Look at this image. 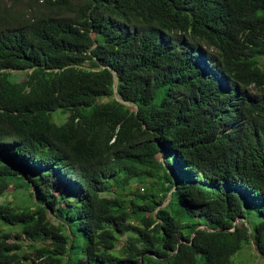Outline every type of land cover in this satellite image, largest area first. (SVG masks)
I'll use <instances>...</instances> for the list:
<instances>
[{
  "label": "trees",
  "instance_id": "trees-1",
  "mask_svg": "<svg viewBox=\"0 0 264 264\" xmlns=\"http://www.w3.org/2000/svg\"><path fill=\"white\" fill-rule=\"evenodd\" d=\"M243 219L264 0H0V264H243Z\"/></svg>",
  "mask_w": 264,
  "mask_h": 264
},
{
  "label": "rangeland",
  "instance_id": "rangeland-1",
  "mask_svg": "<svg viewBox=\"0 0 264 264\" xmlns=\"http://www.w3.org/2000/svg\"><path fill=\"white\" fill-rule=\"evenodd\" d=\"M56 121V120H55ZM13 187L10 186V189ZM10 199L12 198V195L9 197ZM61 206V205H60ZM252 250L254 251V248L246 247L241 249L237 254H242L244 252L245 256L242 260L243 264H262V259L260 257H256L253 253ZM241 258V256L239 257Z\"/></svg>",
  "mask_w": 264,
  "mask_h": 264
},
{
  "label": "water",
  "instance_id": "water-1",
  "mask_svg": "<svg viewBox=\"0 0 264 264\" xmlns=\"http://www.w3.org/2000/svg\"><path fill=\"white\" fill-rule=\"evenodd\" d=\"M239 220H240V218H238L236 220V222L239 221ZM243 220H244L246 226L248 227V231H249V234H250V237H251V243H252V246H253L255 252L264 259V253L261 251V249L259 248L258 244L256 243V241H255V239H254V237L252 235V232H251V229H250V226H249L248 222L245 219H243ZM199 228L210 229V228H208L206 226H200V227H198V229ZM193 235H194V233H193Z\"/></svg>",
  "mask_w": 264,
  "mask_h": 264
}]
</instances>
